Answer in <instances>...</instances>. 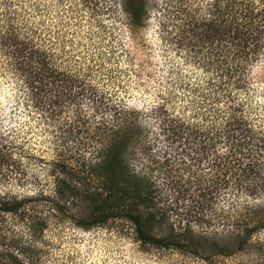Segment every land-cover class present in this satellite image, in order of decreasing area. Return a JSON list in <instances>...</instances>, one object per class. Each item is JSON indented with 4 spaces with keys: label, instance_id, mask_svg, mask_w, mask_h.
Instances as JSON below:
<instances>
[{
    "label": "rangeland",
    "instance_id": "374dc122",
    "mask_svg": "<svg viewBox=\"0 0 264 264\" xmlns=\"http://www.w3.org/2000/svg\"><path fill=\"white\" fill-rule=\"evenodd\" d=\"M231 1L254 17L220 10L224 0L220 9L215 0H0V13L43 41L58 69L30 91L0 49V264H264V0ZM247 49V66L231 74ZM211 59L220 69L202 66ZM63 71L75 76L70 95ZM127 105L143 135L131 164L151 159L169 222L196 235L255 223L242 249L142 243L129 219L92 224V202L64 190L59 162L97 149L102 127ZM181 117L198 121L207 140L172 135Z\"/></svg>",
    "mask_w": 264,
    "mask_h": 264
},
{
    "label": "trees",
    "instance_id": "16d2710c",
    "mask_svg": "<svg viewBox=\"0 0 264 264\" xmlns=\"http://www.w3.org/2000/svg\"><path fill=\"white\" fill-rule=\"evenodd\" d=\"M218 1L215 0L214 4L220 9L216 4ZM224 1L220 10H229L233 16L240 13L242 17L249 15L254 17L252 8L241 6L233 11L232 1ZM209 35L202 34V37L206 39ZM241 35L242 32L234 29L231 37L243 39L244 44L248 39L241 38ZM0 49L8 55L11 63L17 66L15 69L22 71L27 86L31 88L30 91L38 88L39 85H34L35 82L46 84L57 78V66L52 62L50 51L44 42L36 39L33 34L21 30L14 23V16L4 13H0ZM253 52L255 51L247 49L242 58L231 60L227 67L228 71L233 74L238 69H244ZM210 61L203 62L202 66L207 67L213 63V66H217L215 70L220 69L221 63L218 59ZM215 61L219 66L215 65ZM62 76L64 79H61L66 82L65 92L70 95L72 92L70 82L75 76L71 77L70 71H63ZM217 76L220 78L221 73H217ZM218 81L220 86L221 79ZM134 113L135 109L127 105L121 116L102 127L104 129L98 136L97 149H93L88 154L82 152L69 155L59 162L60 170L65 176L60 179L64 190L71 193L80 191L92 202L93 208L89 215L92 224L104 221L109 215L129 219L135 227L138 240L142 243L194 254L199 247L209 244V241L213 243L219 241L223 247L232 244L237 249H242L259 227L255 223L249 224L237 220L224 223L221 231L202 229V234L196 235L189 228L176 227L169 222L159 206V197L155 192L157 184L148 171L149 162L152 163L151 159H146V163L141 164V168H137L133 167L129 158L143 138ZM174 121L175 124L171 126L172 135L182 143H203L205 139L207 140L208 136L201 130L198 121L182 117ZM239 122L242 123L243 120ZM243 130L248 129L244 127ZM197 132L198 136H196ZM165 181L171 184L172 179ZM171 189L177 191L173 186ZM206 233H210V238ZM222 239L226 243L222 242ZM223 247L216 249L222 250ZM215 253L221 254L220 251Z\"/></svg>",
    "mask_w": 264,
    "mask_h": 264
}]
</instances>
